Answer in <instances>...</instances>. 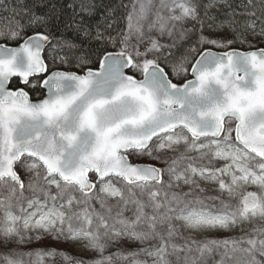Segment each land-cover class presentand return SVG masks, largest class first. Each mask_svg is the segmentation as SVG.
I'll use <instances>...</instances> for the list:
<instances>
[{
    "label": "snow or ice",
    "instance_id": "1",
    "mask_svg": "<svg viewBox=\"0 0 264 264\" xmlns=\"http://www.w3.org/2000/svg\"><path fill=\"white\" fill-rule=\"evenodd\" d=\"M218 3L234 18L231 39L204 35L224 27L208 23ZM68 7L66 28L105 45L95 60L74 56L78 45L57 38L47 14L0 0V264H264V228L174 242V222L207 233L264 221V47H232L244 33L264 37V0H134L115 36L112 9L93 35L76 20L93 0ZM73 66L83 74L63 70ZM181 185L188 191H170ZM45 235L97 258L18 250ZM125 240L149 246L105 255Z\"/></svg>",
    "mask_w": 264,
    "mask_h": 264
},
{
    "label": "trees",
    "instance_id": "2",
    "mask_svg": "<svg viewBox=\"0 0 264 264\" xmlns=\"http://www.w3.org/2000/svg\"><path fill=\"white\" fill-rule=\"evenodd\" d=\"M14 3H20L22 7L31 9L32 12H34L37 15H45L51 17L50 21V27L52 32L57 38H62L66 40H70L73 43L77 44L78 47L73 50L74 56H85L91 60L96 59L95 53L105 45L100 42L96 41L94 39H87L79 35L78 33L72 31L69 28H66V24L70 21L73 15V8H69L68 4L73 3L76 5L75 10L78 11V4L79 0H13ZM95 7L91 13H80L76 16V20L80 21L81 19L83 22L89 26H91L92 34H95V26L99 23L101 25V30H103V20L102 17L107 14L108 9H112V16L115 20L113 23V28L110 29L111 34L115 36L122 28L125 27V16L127 14V11L131 8V3L133 0H93ZM208 0H203V3H207ZM246 3L247 0H244ZM228 3L231 4L233 7H236L241 3V0H228ZM122 5H128V8L123 7ZM230 11L228 7H226L223 3H218L215 8L211 9L209 12V15L214 17L213 20L208 21V23H211L213 25H219L224 24V27L217 28L215 31H208L205 30L204 35L211 36L213 38H233L234 33L231 32L227 26L228 22H230L233 17L227 15V13ZM237 11H242L241 9L237 8ZM8 15L7 13H0V17ZM59 17V19H57ZM17 19H20L21 23H27L28 16H25L21 14L17 17ZM239 22H243L246 17H237L235 18ZM6 22V21H3ZM43 30V29H39ZM257 31H259V25L257 26ZM107 35V33H106ZM244 35L247 38L246 44H240L239 42L232 45V47L236 48L237 50L247 51L251 50L249 49V45H254L256 47H264V37L260 35H250L248 33H244ZM199 37V33H194L190 35L188 42L195 43ZM111 50V48H109ZM214 50H223V49H214ZM180 50L178 49H172V59L178 60L181 56ZM75 64V59H73V65ZM90 66V65H89ZM63 70H69V71H77L80 74H82L81 70L76 67H70V68H64ZM30 96L33 100L37 99L38 93L40 92L39 89L37 90H30ZM164 166V165H162ZM251 190V189H249ZM171 192H176L178 194L182 192L188 191V188L185 190H179L176 188H172L170 190ZM205 195H212L209 192H206ZM115 203V202H114ZM150 211V210H149ZM126 217L132 216V211H126L125 212ZM263 221L259 219H254L251 222H247V224L243 225L244 230L241 235H244L246 233H250L253 229H258L260 224ZM245 229H248L245 231ZM240 235V236H241ZM239 237V236H237ZM186 238V237H185ZM227 239V238H226ZM175 240L178 241H184V237L180 234H177V236L174 238V242L177 243ZM185 242V241H184ZM148 244L141 245L138 242L135 244V246L131 243H125V244H113L109 246L106 251L105 255H109L118 249H123L124 251H132L139 249L140 247H147ZM181 257H183L184 253H180ZM97 258V257H96ZM219 257L216 256L215 259H218ZM139 259H147L150 262V258L146 257H139ZM169 260L172 262V264H177L176 257L175 256H169ZM63 264V261L57 257L56 264ZM117 264H123V262H117ZM182 264V261H181ZM211 264V261L209 262Z\"/></svg>",
    "mask_w": 264,
    "mask_h": 264
},
{
    "label": "rangeland",
    "instance_id": "3",
    "mask_svg": "<svg viewBox=\"0 0 264 264\" xmlns=\"http://www.w3.org/2000/svg\"><path fill=\"white\" fill-rule=\"evenodd\" d=\"M133 2H134V0H133ZM191 26H192L191 24L185 25V27H189V28ZM188 39L189 38H187L183 41H179L177 43L176 47L174 48V49L180 50L179 52H180L181 56L187 52V49L189 47H191L192 44H194V43L188 42ZM160 41H161V43H171L172 42L167 36L160 38ZM169 155H171V153H169ZM136 162L156 163L155 161L148 159V158H143L140 161H136ZM157 166L163 167L162 164H158ZM165 179H167V177H165ZM201 186L206 187L208 189L207 192L211 193L212 195H218V193L212 191L213 186L207 185L204 182H201ZM174 188H176V187H174ZM187 188H188L187 186H180L179 188H176V189L185 190ZM250 189L252 190V188H250ZM109 203H114V201L110 200ZM97 207H98V205H97ZM174 224L176 225L177 230H178V234H180V236L183 234L192 235V236H194L192 238L197 239V240L226 239V237L230 236V234H227L225 232L221 233V232H216V231H211V232H207V233H195V232L187 233L190 230L184 228L179 222H174ZM258 228H264V221L260 224V226ZM33 235H35V233H33ZM185 237L187 238L189 236H185ZM195 237H197V238H195ZM228 238H232V237H228ZM175 241L177 242L176 244H178V245L184 244V241H178V240H175ZM125 243H131L135 246V244L137 242L126 241V240L117 242V244H125ZM35 249H45V250L56 249L57 251H63L72 257L84 259L85 261H90V260L95 259L97 257V253L85 250L82 247V242H70V241L66 242L63 240L57 241V240L53 239L50 235H45L43 237V239H41L39 241L34 240L32 243L19 246V248H18V250L21 252H28V251L35 250ZM2 250L3 249L0 248V251H2Z\"/></svg>",
    "mask_w": 264,
    "mask_h": 264
},
{
    "label": "built area",
    "instance_id": "4",
    "mask_svg": "<svg viewBox=\"0 0 264 264\" xmlns=\"http://www.w3.org/2000/svg\"><path fill=\"white\" fill-rule=\"evenodd\" d=\"M214 231H216V232H225V233H227V234H234V233H240V231H241V229L240 228H234V229H231V230H214ZM187 233H192V232H187Z\"/></svg>",
    "mask_w": 264,
    "mask_h": 264
},
{
    "label": "water",
    "instance_id": "5",
    "mask_svg": "<svg viewBox=\"0 0 264 264\" xmlns=\"http://www.w3.org/2000/svg\"><path fill=\"white\" fill-rule=\"evenodd\" d=\"M83 74V73H82ZM190 78V77H189Z\"/></svg>",
    "mask_w": 264,
    "mask_h": 264
}]
</instances>
